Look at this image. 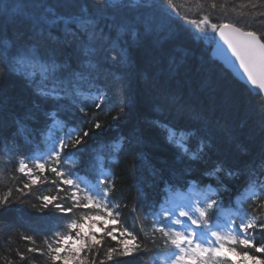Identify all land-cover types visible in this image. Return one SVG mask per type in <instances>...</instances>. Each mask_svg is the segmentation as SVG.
I'll list each match as a JSON object with an SVG mask.
<instances>
[{
    "label": "snow or ice",
    "instance_id": "snow-or-ice-1",
    "mask_svg": "<svg viewBox=\"0 0 264 264\" xmlns=\"http://www.w3.org/2000/svg\"><path fill=\"white\" fill-rule=\"evenodd\" d=\"M0 5V105L11 102L2 86L10 79L22 83L32 98L14 121L24 145L33 146L30 154L17 157L15 172L24 179L16 191L28 195L36 187L41 194L33 207L55 221L40 244V234L22 235L30 246L26 251L16 249L20 262L127 264L125 258L147 253L151 247L159 250L164 264H264L256 255L264 254V31L227 20L213 22L209 14L195 19L181 16L174 0H93L91 12L85 9L83 14L67 16H56L44 0H0ZM244 7L252 9L264 25V11L259 10L264 0H247ZM211 8H216L214 0ZM176 18L210 39H215L211 34L218 35L224 42L219 45L223 56L243 69L260 97L256 112L261 148L244 168L216 166L205 173L218 184L222 180L217 173L245 178L235 211L225 210L223 199L213 198L219 188H201L193 196L197 185L191 181L177 185L153 167V177L163 182L167 194L143 214L151 224L145 231L143 223L130 225L123 217L121 210L128 207L121 199L123 190L117 195L115 174L105 170L103 162L95 179L87 181L66 161L81 151L93 130L103 127L100 117L108 114L105 108H119L113 116L119 119L131 100L134 69L141 59L151 58L157 30ZM113 96L118 104H113ZM189 135L168 129L178 157L198 159L205 145L191 152ZM40 137H44L43 147ZM7 143L12 146L9 155L21 152L23 146L15 137ZM120 150L116 144L112 156ZM170 174L177 175L171 170ZM179 187L189 191L180 192ZM11 197V188L0 195V211L11 206ZM131 211L139 221L140 209L133 205Z\"/></svg>",
    "mask_w": 264,
    "mask_h": 264
},
{
    "label": "trees",
    "instance_id": "trees-1",
    "mask_svg": "<svg viewBox=\"0 0 264 264\" xmlns=\"http://www.w3.org/2000/svg\"><path fill=\"white\" fill-rule=\"evenodd\" d=\"M44 2L56 16H67L83 14L85 9L91 12L93 0ZM174 2L181 16L187 15L190 19L209 14L213 22L227 20L264 31V25L258 23L260 18H254L253 10L244 7L247 0H214L215 9L211 8L213 0ZM259 10L264 11V8ZM197 35V29L183 20L166 21L165 27L158 29L152 39L151 58L147 61L141 59L133 71L129 106L120 113L118 120L113 116L117 115L119 108L113 107L111 111L105 108L108 114L100 117L103 127L93 130L80 146L81 151L66 161L67 167H75L82 177L89 176L91 180L95 179L103 162L105 170L115 174L117 195L123 190L121 199L128 205L121 210L123 217L130 225L143 223L145 231L151 224L143 219V214L149 207L158 206L167 194L163 182L153 177V167L162 169L166 178L177 185L191 181L200 188H206L208 184L214 189L219 188L214 198L223 199L227 206L233 204L243 191L245 178H229L225 173H217L222 180L218 184L215 177H208L205 173L216 166L244 168L261 148L256 112L260 97L213 58L211 45L214 39L204 40ZM2 86L7 89L11 102L7 106L0 105V195L11 188L12 203L0 211V264H7L5 257L13 264H28L27 261L20 262L16 255V249L26 251V246H30L21 239L22 235L40 234L37 235V244H40L42 234L50 232L55 221L50 215L42 216L33 207L39 204L37 196L41 194L36 187L28 195L16 191L17 187H22L24 179L15 172L17 157L30 154L33 146L24 145L14 121L32 98L16 79L5 81ZM118 103V98L113 96V104ZM72 126L69 124L70 128ZM168 129L177 133L191 132L187 138L191 152L195 153L201 144L205 145L200 158L192 159L191 155L179 158L176 146L169 142ZM12 137L23 147L21 152L9 155L12 146L7 139ZM43 139L40 137L41 147ZM116 144L121 145V150L113 157ZM97 152L104 158H99L97 166L92 169L91 161ZM170 170L177 175L171 176ZM186 189L188 187L177 190ZM133 205L140 209L139 221L131 211ZM260 242L258 236L257 244ZM28 255L30 258L36 256ZM256 255L264 259V254ZM161 258L158 249L149 247L147 253L125 259L127 264H157ZM35 264L42 262L37 260Z\"/></svg>",
    "mask_w": 264,
    "mask_h": 264
},
{
    "label": "water",
    "instance_id": "water-1",
    "mask_svg": "<svg viewBox=\"0 0 264 264\" xmlns=\"http://www.w3.org/2000/svg\"><path fill=\"white\" fill-rule=\"evenodd\" d=\"M224 42L220 39L218 35H215V41L213 43V46L211 48V55L213 58L217 59L220 63H222L225 68H227L232 74L242 83L247 85L254 93L255 90L253 87L250 85V83L247 81V78L243 76V69L239 68L238 62H236V66H233L222 54V52L219 49V45H222ZM226 48L227 46L224 45ZM229 55L231 53L229 52ZM233 60H235V57H232Z\"/></svg>",
    "mask_w": 264,
    "mask_h": 264
},
{
    "label": "bare ground",
    "instance_id": "bare-ground-1",
    "mask_svg": "<svg viewBox=\"0 0 264 264\" xmlns=\"http://www.w3.org/2000/svg\"><path fill=\"white\" fill-rule=\"evenodd\" d=\"M199 34V33H198ZM216 35V34H215ZM198 37H201L202 39H204V40H206V36H201V35H197ZM213 43H214V41H213ZM213 43H212V45H211V48H212V46H213ZM60 119V118H59ZM60 134H62V133H60ZM96 157L91 161V164H92V166H91V168L92 169H94L96 166H97V164H98V161H99V158H104V156H103V154L102 153H96V155H95ZM90 164V165H91ZM90 165L88 166V168H90ZM90 168V169H91Z\"/></svg>",
    "mask_w": 264,
    "mask_h": 264
},
{
    "label": "rangeland",
    "instance_id": "rangeland-1",
    "mask_svg": "<svg viewBox=\"0 0 264 264\" xmlns=\"http://www.w3.org/2000/svg\"><path fill=\"white\" fill-rule=\"evenodd\" d=\"M197 32L199 33V35H201V36H206L204 33H202V32H199L198 30H197ZM211 35H214V34H211ZM206 38L207 39H209V40H213V39H210L208 36H206ZM238 223H239V221H238ZM234 258H236L235 256H234ZM163 264H164V262H163Z\"/></svg>",
    "mask_w": 264,
    "mask_h": 264
}]
</instances>
